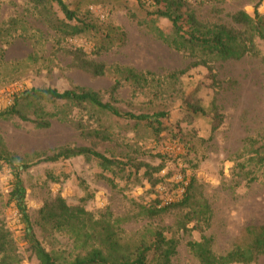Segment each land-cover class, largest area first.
Segmentation results:
<instances>
[{
	"label": "rangeland",
	"instance_id": "obj_1",
	"mask_svg": "<svg viewBox=\"0 0 264 264\" xmlns=\"http://www.w3.org/2000/svg\"><path fill=\"white\" fill-rule=\"evenodd\" d=\"M38 0H0V111L9 107L13 95L32 89H89L109 102L115 83L112 68L123 66L149 76V87L136 91L121 83L112 103L133 115L166 114L164 131L154 139L144 127L115 117L101 119L107 141L85 138L73 127L53 118L48 129H38L32 110L28 122L0 120V136L12 154L35 162L34 154L51 155L60 148L88 147L124 163L161 165L152 182L125 173L103 172L93 162L74 158L40 164L21 174L30 229L41 246L59 261L70 262L78 254V244L67 232L42 228L39 211L44 203L60 196L68 206H78L96 219L122 218L124 243L131 247L146 231L164 230L167 239L178 242L171 264H199L187 248L188 242L211 240L216 256L233 249L247 227L264 226V43L256 40L258 57L239 61H213L191 68L194 59L176 52L150 32L152 23L173 37L171 23L152 16L157 8L151 0H63L79 21L98 31L74 38H62L47 25V8ZM185 16L203 25H225L238 29L230 19L237 12L254 16L260 0H183ZM141 2V3H140ZM264 18V2L257 8ZM59 19L62 14L51 6ZM75 24V23H72ZM110 27L119 29L124 43L114 40ZM189 31L188 25L183 27ZM110 35L111 42L106 40ZM100 43L108 51L94 54ZM82 49L88 60L108 69L103 77H92L73 64L69 52ZM184 74L173 77L174 74ZM48 113L58 106L47 104ZM74 121L93 123L87 110H73ZM96 127V125H93ZM260 149V150H259ZM259 153H256V151ZM165 155L162 163L156 155ZM263 158V162L260 159ZM128 173H132L127 178ZM186 176L192 180L188 208L171 210L159 217L136 216L139 207L178 201L184 190L174 183ZM168 175H171L168 177ZM112 181L114 186L107 182ZM159 182L153 186V182ZM13 177L0 164V221L17 241L20 264H37L25 240L26 228L14 204H8ZM181 225L185 226L180 229ZM197 226V228H195ZM152 259V257H149ZM257 264H264V255Z\"/></svg>",
	"mask_w": 264,
	"mask_h": 264
},
{
	"label": "trees",
	"instance_id": "obj_2",
	"mask_svg": "<svg viewBox=\"0 0 264 264\" xmlns=\"http://www.w3.org/2000/svg\"><path fill=\"white\" fill-rule=\"evenodd\" d=\"M151 2L152 6L157 8L151 15L168 20L172 25L174 36L165 35L153 23L150 26V32L169 48L176 52L187 53L190 58L194 59V63L190 65L191 68L207 67L208 63L213 61H239L248 56H259L256 40L264 43V18L258 13L257 8L264 0H260L255 6L253 17L245 12H237L230 16L231 22L239 27L238 29L218 24L207 26L198 23L192 15L186 17L183 0H151ZM37 5L44 10L47 8V25L63 39L74 38L90 32L98 33L94 26L79 21L63 0H38ZM52 5L56 6L62 14V19H59L55 12H51ZM185 25H188L189 28L187 32L183 30ZM110 31L114 33V40L120 44L124 43L125 36L119 29L110 27ZM106 37L108 42L112 41L109 34ZM108 49L109 46L100 43L95 45L94 54H102ZM69 55L76 68L89 73L92 77H103L108 72L104 64L88 60L82 49H75L69 52ZM112 73L115 76V83L109 91V102H102L99 94L89 89L74 88L65 91L50 88L32 89L13 95L12 104L0 111V120L18 119L28 122L26 111L32 110L35 120L31 122L38 129L50 128V120L55 118L73 127L85 138L107 141L109 138L106 131L101 129L100 118L115 117L131 121L135 128L144 127L154 139H159L164 131L160 120L165 119L166 114L136 116L124 113L112 104L117 102L115 95L121 83H129L136 91H142L149 87V76L152 75L137 73L133 69L123 66L113 67ZM182 74L184 72L174 74L173 77ZM47 104L58 106L57 112L53 114L46 112L44 107ZM73 110H87L89 119L93 123L84 124L82 121H74L71 118ZM256 153L259 151L257 150ZM33 157L36 158V161L31 163L10 153L0 136V164L5 165L13 177L12 191L8 194V204H14L21 217V222L26 228L25 240L30 257H34L37 264H171V259L177 252L178 242L173 238L167 239L164 236V230L144 232L138 238L136 245L130 248L128 244L124 243V231L120 228L127 219H96L93 214L86 212L81 207L68 206L64 199L58 196L44 203L39 211L38 224L42 228L67 232L78 244L79 252L74 259L70 262H60L59 258L48 253L41 246L31 232L25 204L26 192L20 179L22 173L34 166L81 157L95 163L103 172L115 174L117 170L119 173H125L126 167H129L136 176L142 171V178L152 182L153 176L162 170L161 165L152 167L138 161L124 163L110 159L88 147H65L54 151L51 155L34 154ZM156 157L162 163L166 159L165 155L160 153ZM260 162H263V158L260 159ZM130 174L132 175V173H128L127 178H130ZM170 176L168 175V177ZM185 181L186 176L184 175L181 182L174 183L177 189L184 190L180 200L166 205H161V202L156 201V204L141 206L136 216L153 219L171 210L188 208L192 199V180L188 182L187 186H185ZM107 182L114 186L112 181L107 179ZM158 182L159 180H156L152 185L155 186ZM184 227L181 225L180 229ZM187 248L199 264H257L259 258L264 255V226L247 227L233 249L222 256H216L212 252L211 240L205 237L197 242H188ZM21 261L22 257L12 231L0 221V264H20Z\"/></svg>",
	"mask_w": 264,
	"mask_h": 264
}]
</instances>
